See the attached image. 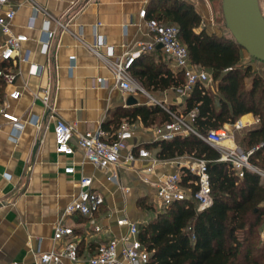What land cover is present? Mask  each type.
I'll return each mask as SVG.
<instances>
[{
    "label": "crops",
    "instance_id": "crops-1",
    "mask_svg": "<svg viewBox=\"0 0 264 264\" xmlns=\"http://www.w3.org/2000/svg\"><path fill=\"white\" fill-rule=\"evenodd\" d=\"M13 1L17 10L12 27L14 31L28 34L21 52L29 50L30 53L27 60L17 58L14 62L21 95L5 97L9 110L19 116L23 128L13 134V124L0 115V264H34L39 251L62 245L64 240L53 238L54 225L78 194L79 180L84 175L92 176L93 187L103 193L105 202L91 215L74 213L64 220L74 227L79 239L80 258L70 264H89V255L98 244L127 230L126 225L118 223L119 217L127 216L139 222L141 217L148 216L139 199L149 195L157 202L153 186L143 179L151 160L138 156V148H149L158 159L152 178L180 169L190 156L158 157L157 148L149 144L157 140L156 128L161 124L146 125L137 118L129 146L123 150L126 154L133 147L137 157L124 160L123 156L115 167L118 179H109L111 170L95 166L79 147L75 146L72 154L56 150V119L60 117L74 123L77 131L104 127L111 132L115 122L120 125L126 118L124 112L133 106L157 103V100L182 103L184 97L173 87L145 88L133 71V78L147 92L123 91L115 84L110 66L94 51L97 47L111 58H117L135 51L139 41L152 40L140 10L149 8L153 0H33L43 8L33 27L28 26L33 13L32 0ZM196 6L203 16V26L209 30L213 25L205 2L199 0ZM7 8L6 4H0V14ZM47 24L55 30V35L45 50ZM101 37L105 43L98 44ZM5 39L6 35L0 32V44ZM144 53H148L144 63L167 66L179 72L160 45ZM41 65L45 66L43 73L39 71ZM99 76L105 77V83L97 81ZM46 89L50 91L49 102L53 109L35 96L36 93L42 95ZM130 95L137 103H127ZM247 114L252 115L253 120L246 127L258 125L257 116ZM36 118L37 123H34ZM67 166H73L74 170L66 171ZM124 186H128L129 191ZM95 224H100L102 229L96 231Z\"/></svg>",
    "mask_w": 264,
    "mask_h": 264
},
{
    "label": "trees",
    "instance_id": "trees-1",
    "mask_svg": "<svg viewBox=\"0 0 264 264\" xmlns=\"http://www.w3.org/2000/svg\"><path fill=\"white\" fill-rule=\"evenodd\" d=\"M196 4L193 0H153L147 8L148 17L155 16L179 26L180 38L188 46L192 61L207 68L214 81L215 88L204 82L196 83L179 104L182 110L176 104L169 108L185 117L195 110L191 123L201 133L253 113L259 118L258 125L247 128L241 141L247 150L255 148L250 160L264 168L263 78L257 75L252 87L245 88L244 80L252 70L250 64L241 65L245 48L235 38L203 26V16ZM147 56L148 53H143L137 57L131 67L145 88L177 89L183 85L182 72L144 63ZM5 97V81L0 78V107ZM123 115L132 122L140 118L146 125L172 119L171 113L156 102L133 106ZM114 127L116 130L119 122ZM149 145L157 148V156L162 159L183 155L205 159L213 203L199 210L194 200H176L143 223L140 238L150 251L147 264H264L262 176L251 169L239 176L231 162L220 159V149L195 132L157 139ZM192 176L188 174L185 179ZM139 203L142 205L140 200Z\"/></svg>",
    "mask_w": 264,
    "mask_h": 264
},
{
    "label": "built area",
    "instance_id": "built-area-1",
    "mask_svg": "<svg viewBox=\"0 0 264 264\" xmlns=\"http://www.w3.org/2000/svg\"><path fill=\"white\" fill-rule=\"evenodd\" d=\"M193 1L198 2L199 0ZM31 3L33 13L28 20L29 27L35 25L38 14L43 12V8L39 3L33 0ZM0 4L8 6L6 11L0 14V32L6 35L5 41L0 44V62L3 63L0 65V78L5 81L6 96L19 98L22 92L17 85L18 71L14 62L17 61V58L23 60L29 58V50L24 53L21 52L24 42L28 39V34L13 30L12 22L16 15V2L13 0H0ZM140 16L146 19L152 40L139 41L138 48L135 51L125 52L117 58H111L98 50L97 47L94 48V51L112 69L116 85L125 92H137L139 90L147 92L133 78L131 67L139 55L154 50L157 45H161V49L174 61L177 69L184 75L183 85L177 88L180 95H187L198 82L207 83L211 81L210 71L192 61L189 48L181 40L180 28L176 23L166 22L155 16L148 17L146 7L140 10ZM46 20L49 22V18H46ZM44 35V49L47 50L52 37L55 35V30L51 29L47 24L44 29ZM103 43H105V40L102 37L99 38L98 44ZM70 57L74 59V55ZM44 69L45 66L41 65L39 67L40 73H43ZM97 81L103 84L105 83V77L99 76ZM35 96L40 97L47 106L53 109L49 102V89H46L42 95L36 93ZM157 103H160L171 113L172 119L157 126L156 139H172L178 134L195 132L203 139L217 146L221 151L220 159L231 162L239 176H243L246 169H251L259 173L264 179V168L250 160V155L255 148L246 151L242 150L234 143V136L228 128L223 126L209 129L207 133L198 132L191 123L195 116V110H192L187 117H183V115L172 111L161 101L157 100ZM0 115L13 124V134H18L23 128L19 116L9 110L6 100L0 107ZM33 122L37 123V118L33 119ZM247 124L249 123H244L241 118H238L233 123V126L235 128H243ZM134 128V123L125 118L112 134L104 127L77 131L74 123L59 117L54 125L56 150L60 153L72 154L75 152L76 147H79L86 159L95 166L111 170L108 175L109 179L117 180L118 174L115 167L121 163L122 157L124 156V160H135L137 157L133 147L126 154H123V150L129 146V140L134 134ZM229 139L231 142L227 144L226 140ZM138 156L151 160V164L146 167L147 172L144 174L143 179L153 186L156 200L163 207H167L176 200L188 199L196 201L198 209L203 210L213 203L212 184L205 159L190 156V159L180 169L173 173L152 178L151 172L158 160L157 157L145 146L138 148ZM73 170V166L66 167L68 172ZM188 174L193 176L186 180L185 177ZM79 184L80 190L78 194L67 204L62 217L54 225L53 238L56 241L64 240V242L59 247L39 251L34 264H70V262L79 260V239L76 237L74 227L66 223L64 218L74 213L91 215L99 210L105 202L103 193L93 187L92 176H82ZM124 188L126 191L130 189L128 186H124ZM117 221L120 225H126L127 230L98 244L89 255L88 263L147 264L150 260V251L140 238L139 222L127 216L119 217ZM94 228L96 231H100L102 226L95 224ZM262 236H264V231ZM14 264L21 263L16 262Z\"/></svg>",
    "mask_w": 264,
    "mask_h": 264
},
{
    "label": "water",
    "instance_id": "water-1",
    "mask_svg": "<svg viewBox=\"0 0 264 264\" xmlns=\"http://www.w3.org/2000/svg\"><path fill=\"white\" fill-rule=\"evenodd\" d=\"M222 7L226 26L236 41L264 62V13L260 0H223ZM127 103L135 104L137 99L130 95Z\"/></svg>",
    "mask_w": 264,
    "mask_h": 264
},
{
    "label": "rangeland",
    "instance_id": "rangeland-1",
    "mask_svg": "<svg viewBox=\"0 0 264 264\" xmlns=\"http://www.w3.org/2000/svg\"><path fill=\"white\" fill-rule=\"evenodd\" d=\"M203 1L205 2L208 8L209 17L210 19H212L211 24L213 26L209 28V30H211L212 28L214 29L216 28L217 33H220V34L223 33L231 38H234L232 32L229 30V28H227L226 23H225V17H224L223 7H222L223 0H203ZM260 5L264 13V0H260ZM248 64L251 65L252 70H251L250 75L247 76L244 80L245 88L250 89L252 87L253 78L256 77L257 75L263 78V84H264V62L250 55L246 49H242L241 65L242 67H245ZM207 84L210 87L215 88L213 80L207 82ZM177 92L180 94L179 91ZM257 96L259 97L260 93L257 92ZM183 97L185 99L186 95H184ZM163 102L165 105L170 107L171 105L170 103L166 101H163ZM172 104H176L178 106V110H182V108L179 107L180 103H178L177 101L176 103L174 102ZM183 117L185 116L183 115ZM242 117H245V120L247 122L252 121V115L250 114L243 115ZM258 122H259V118H258ZM224 127L228 128L230 132L233 134L234 143L238 145L242 150L246 151L247 149L244 143L241 141V137H242L243 132L247 129V127L245 126L244 128H235L233 126V123H226ZM230 142L231 141H227V144H229ZM139 200L142 203L141 205L142 210L148 214L147 217L143 216L140 218L139 224L140 226H142V224L148 221L152 215L156 214L158 210L163 209V205L158 202L152 201L149 195L143 196ZM150 205L152 206V209L149 208Z\"/></svg>",
    "mask_w": 264,
    "mask_h": 264
},
{
    "label": "bare ground",
    "instance_id": "bare-ground-1",
    "mask_svg": "<svg viewBox=\"0 0 264 264\" xmlns=\"http://www.w3.org/2000/svg\"><path fill=\"white\" fill-rule=\"evenodd\" d=\"M241 119H242V122H244V123H248V122L245 120V117H241ZM252 120H253V117H252ZM227 141H230V139H229V140H226V143H227Z\"/></svg>",
    "mask_w": 264,
    "mask_h": 264
}]
</instances>
